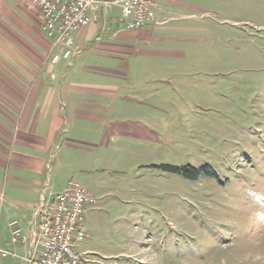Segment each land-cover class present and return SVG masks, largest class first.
I'll use <instances>...</instances> for the list:
<instances>
[{
	"label": "rangeland",
	"instance_id": "374dc122",
	"mask_svg": "<svg viewBox=\"0 0 264 264\" xmlns=\"http://www.w3.org/2000/svg\"><path fill=\"white\" fill-rule=\"evenodd\" d=\"M21 4L30 6L0 0V41L8 27L39 39L38 12ZM160 5L164 22L138 30L114 9L102 33L125 50L94 43L74 60L76 76L114 87L109 119L132 135L61 166L56 151L44 175L53 193L75 180L95 199L80 264H264V0ZM186 164L218 176L192 182L163 169ZM14 213L0 211V264H24L8 223L24 233L26 222Z\"/></svg>",
	"mask_w": 264,
	"mask_h": 264
},
{
	"label": "crops",
	"instance_id": "0c3cea01",
	"mask_svg": "<svg viewBox=\"0 0 264 264\" xmlns=\"http://www.w3.org/2000/svg\"><path fill=\"white\" fill-rule=\"evenodd\" d=\"M160 2L163 0H156L152 9L151 26L164 22L156 17V12L166 9ZM21 5L26 11L36 12L31 6ZM37 23L39 28L38 16ZM99 26L93 23L76 33L77 56L54 65L47 59L40 29L38 39L20 28L8 27L13 39L7 34L0 41V181L4 184L0 211L16 212L20 223L26 222L24 234H29L37 221L34 212L39 202L44 199L50 203L65 187L56 193L50 189L51 180L44 175L50 156L57 151V164L61 166L71 154L82 156L92 146L107 147L122 134L132 135V128L109 119L114 113L106 108L105 97L114 87L82 79L73 70L75 58L94 43L98 52L109 55L125 50L112 44L116 33L104 37L106 29ZM91 133L94 136L90 138ZM19 246L25 254L24 245Z\"/></svg>",
	"mask_w": 264,
	"mask_h": 264
},
{
	"label": "built area",
	"instance_id": "2783aa9c",
	"mask_svg": "<svg viewBox=\"0 0 264 264\" xmlns=\"http://www.w3.org/2000/svg\"><path fill=\"white\" fill-rule=\"evenodd\" d=\"M38 12L41 37L48 61L57 64L77 56L74 35L90 24L104 28L105 18L116 9V20L126 30H138L153 23L156 0H27ZM95 199L79 182L70 180L47 203L35 209V221L24 234L16 221L9 222L12 244L24 245V264H80L75 251L86 237L84 211ZM6 253L2 252V256Z\"/></svg>",
	"mask_w": 264,
	"mask_h": 264
},
{
	"label": "trees",
	"instance_id": "16d2710c",
	"mask_svg": "<svg viewBox=\"0 0 264 264\" xmlns=\"http://www.w3.org/2000/svg\"><path fill=\"white\" fill-rule=\"evenodd\" d=\"M163 169L171 174L178 175L184 180L195 182L200 178H216L218 175L209 164L198 167L186 164L184 166H163Z\"/></svg>",
	"mask_w": 264,
	"mask_h": 264
}]
</instances>
